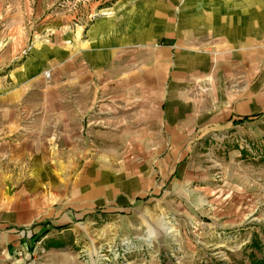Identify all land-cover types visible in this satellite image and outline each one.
<instances>
[{"label": "crops", "instance_id": "crops-1", "mask_svg": "<svg viewBox=\"0 0 264 264\" xmlns=\"http://www.w3.org/2000/svg\"><path fill=\"white\" fill-rule=\"evenodd\" d=\"M100 1L77 28L60 0H0V189L129 207L198 175L194 137L264 113V0Z\"/></svg>", "mask_w": 264, "mask_h": 264}, {"label": "rangeland", "instance_id": "rangeland-1", "mask_svg": "<svg viewBox=\"0 0 264 264\" xmlns=\"http://www.w3.org/2000/svg\"><path fill=\"white\" fill-rule=\"evenodd\" d=\"M68 1L58 6L71 26L100 13V0ZM234 124L191 141L188 174L198 175L129 207L85 209L32 175L3 181L0 264H264V113Z\"/></svg>", "mask_w": 264, "mask_h": 264}, {"label": "clouds", "instance_id": "clouds-1", "mask_svg": "<svg viewBox=\"0 0 264 264\" xmlns=\"http://www.w3.org/2000/svg\"><path fill=\"white\" fill-rule=\"evenodd\" d=\"M153 235H154V233H153Z\"/></svg>", "mask_w": 264, "mask_h": 264}]
</instances>
